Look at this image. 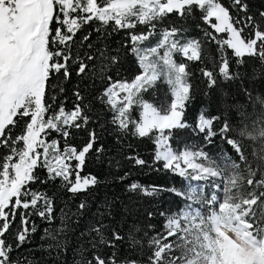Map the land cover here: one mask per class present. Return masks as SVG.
Returning a JSON list of instances; mask_svg holds the SVG:
<instances>
[{"label":"snow or ice","instance_id":"1","mask_svg":"<svg viewBox=\"0 0 264 264\" xmlns=\"http://www.w3.org/2000/svg\"><path fill=\"white\" fill-rule=\"evenodd\" d=\"M169 17L179 26H161ZM195 17L202 37L183 23ZM129 56L139 72L127 80L119 73ZM194 80L209 99L189 123ZM160 81L168 91L157 105L145 97ZM98 103L111 113L103 123ZM109 128L121 143L150 140L151 162L125 145L115 165L127 200L106 196L92 210L81 199L75 211L65 203L59 227L41 238L49 250L66 251L75 237L76 264H264V9L252 12L249 0H0V264H34L13 253L37 230L32 217L56 219L55 194L33 183L58 179L69 199L101 183L82 173L106 154ZM189 129L200 142L173 147ZM144 169L181 186L133 179ZM165 194L179 199L175 210L138 204Z\"/></svg>","mask_w":264,"mask_h":264},{"label":"trees","instance_id":"2","mask_svg":"<svg viewBox=\"0 0 264 264\" xmlns=\"http://www.w3.org/2000/svg\"><path fill=\"white\" fill-rule=\"evenodd\" d=\"M225 4L229 2V0H223ZM250 9L252 12H257L258 10L264 9V0H249ZM170 21H176L177 26L181 23L176 20V17H169L168 20L164 22L166 26ZM200 22L198 17L193 18L192 21H183V23L188 26L189 34L195 37H202L203 31L202 29H198L195 27V23ZM202 23V22H201ZM86 31V30H85ZM84 32L79 33V36H82ZM122 35V34H121ZM121 36H116L115 40L112 42V46L116 47L117 43L120 40ZM155 41H153L154 43ZM214 51V46H213ZM199 65L194 63L192 65V70L197 71ZM137 72H139V68L135 62V58L129 56L127 60L124 61L122 68L120 69V78L130 80ZM112 75L116 76V69H113ZM56 81L53 80L52 83ZM194 83L197 84L198 91L195 93L196 99L189 106L186 113V119L189 123H193L196 119L198 112L202 107L208 106V97L203 96L204 85L199 84L198 80H194ZM247 84V80L245 81ZM75 84V78H73L72 83L66 85L69 89L67 92V100L66 107L71 109L73 100L71 97V88ZM166 89V84L163 81L158 82L157 87L154 91L148 94L145 98L151 100L155 104L159 105V99H161ZM51 95V91L49 92ZM61 100H64L65 97L60 96ZM216 98L213 96L212 100L214 101ZM213 114H215V108L211 109ZM96 112L101 117V123L105 120L111 118V113H107L103 110L102 105L99 103L96 105ZM107 127V126H106ZM17 132L20 131L19 128L16 129ZM53 137L56 136L55 133L51 134ZM83 138V133H79L76 135V139L71 141L72 143H80ZM103 140L105 143V147L107 149L106 154L101 159H96L94 156L89 157L82 175H95L99 178L101 183L96 187L92 188L88 193L81 194L80 196L69 199L71 196L70 193H66L62 188H60V181L57 179L54 182H45L43 184L33 183L32 187L34 190L47 192L49 195L55 194V202L56 208L54 215L56 219L49 224L46 221L41 220L39 217H32L31 219L35 221L36 231L32 233L29 239L24 243V245L17 251L13 253L14 258L20 259L22 257H27L29 260L34 261V264H76V262L80 259V256L77 255L76 249L78 248V243L75 240V237H71L69 239V243L66 246L67 250L60 252L58 250H49L47 248V244L50 243V240H42L41 238L44 236L45 228L55 229L59 227L60 221V208L64 207L65 203H68L73 211H75L76 205L79 204L81 199H87L91 203L92 210H95V207L100 201H102L106 196H119L122 200H127V197L124 194V183H121L116 179L118 175H122V172L116 168L115 161L121 160V153H127L128 149L125 147L127 144L133 145V150L138 152L144 159L149 160L151 162V156L153 151V144L150 140H136L131 137L125 139L123 143H121L120 139H118L117 134L109 128V131L104 133ZM181 143H177V142ZM200 141L195 138L191 130H177L172 141L173 146H184V143L197 144ZM210 152H215L214 148H209ZM38 175L43 179L47 173L44 169L38 170ZM133 179L139 180L143 184H160V185H171L175 184L177 187L181 186V179L171 173H165L163 171H149L148 169H144L142 173L136 174L133 176ZM130 182V181H128ZM135 199V198H134ZM138 204L143 207L148 208H158V210L163 211L164 208L171 207L175 210L180 201L178 198L171 196L170 194H165L159 201H154L149 198H145L143 201H139ZM131 219V218H129ZM88 222V215H86L79 222V230L82 231L84 229L85 224ZM156 223L159 227L162 223L159 217L156 220L152 221ZM20 224L19 216L16 219L15 224L13 225L12 231L16 230V227ZM31 226V225H30ZM79 232H77V235ZM43 245V247H41ZM122 255L126 254L124 250H121Z\"/></svg>","mask_w":264,"mask_h":264},{"label":"rangeland","instance_id":"3","mask_svg":"<svg viewBox=\"0 0 264 264\" xmlns=\"http://www.w3.org/2000/svg\"><path fill=\"white\" fill-rule=\"evenodd\" d=\"M167 91H168V89H167V85H166V89H165V96H163L161 99H159V104H161L164 100H165V97H166V95H167ZM173 147H182V146H173Z\"/></svg>","mask_w":264,"mask_h":264}]
</instances>
